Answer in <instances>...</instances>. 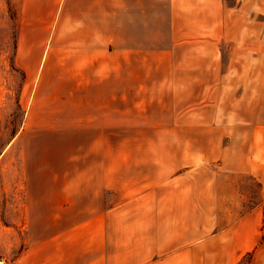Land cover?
<instances>
[{
	"label": "crops",
	"instance_id": "1",
	"mask_svg": "<svg viewBox=\"0 0 264 264\" xmlns=\"http://www.w3.org/2000/svg\"><path fill=\"white\" fill-rule=\"evenodd\" d=\"M7 18L16 24L15 60L25 68L30 113L38 93L31 59L37 36L51 38L54 50L84 52L82 59L68 62L71 76L81 70L83 76L71 81L64 97L77 99L71 113L78 115L77 129L84 132L78 143L90 149L79 156L76 169L68 155L56 164L47 155L39 166L36 132L42 128L32 121L19 124L0 145V257L9 264H53L55 237L92 222L100 223L99 241L106 249L99 257L109 264L129 259L141 264H264V0H0V19ZM198 18H235L238 24L225 26V33L212 27L199 31ZM224 36L237 51L225 65L232 98L244 99L242 84H255L251 124L239 112H232L234 121L221 124L225 147L206 157L219 172L180 171V155L167 166L164 150L156 171L135 175L128 157L119 156L116 140L92 134L102 129L103 108L111 113L123 99L117 76L102 74L97 53L197 50L200 42ZM23 131L30 132L28 145ZM184 161L195 162L190 156ZM229 176L255 180L261 201L248 207H240V201L225 203V211L233 207L235 213L216 220L215 179L225 177V195L230 196ZM43 245L46 251L39 249Z\"/></svg>",
	"mask_w": 264,
	"mask_h": 264
},
{
	"label": "rangeland",
	"instance_id": "2",
	"mask_svg": "<svg viewBox=\"0 0 264 264\" xmlns=\"http://www.w3.org/2000/svg\"><path fill=\"white\" fill-rule=\"evenodd\" d=\"M228 1L233 3L234 0ZM195 21L199 31L213 28L224 33L228 24H238L235 18L229 21L198 18ZM17 38L14 20L0 19V145L9 139L19 124L32 121L42 128L36 132L39 166L45 165L47 155L54 156L55 164L68 155L71 167L76 169L79 156H84L90 148L78 143L84 138V132L77 129L78 115L71 113L76 110L78 101L64 96L66 90L73 87L71 81L81 80L83 76L82 70L71 76L68 62L82 59L84 52L54 50L51 38L37 36V50H32L31 59L35 75L33 87H37L38 93L37 104L33 101L30 113V92L23 88L25 68L15 60ZM232 48L224 36L220 41L200 42L197 50L97 53L103 65L102 74L117 76L116 89L123 99H118V106L111 108V113L110 108H103L102 129L92 134L103 141L116 140L119 156L128 157L135 175L156 171L164 150L167 166L177 163V155H180L183 158L180 171L219 172L216 162H207L206 157L225 147V130L220 128L221 124L235 120L232 112L242 113V120L251 124L254 107L255 84H242L245 98L238 101L232 98L233 84H225V65L230 57L237 55ZM244 53L247 56L248 52ZM240 57H243L242 53ZM126 75L131 79H125ZM262 86L264 90V83ZM110 126L111 130L105 129ZM114 126L118 129L113 130ZM23 133H26V137H22L23 144L28 145L30 132ZM31 134L33 136L34 132ZM184 156L192 157L195 162H185ZM198 181L200 186L201 179ZM226 184L231 190L230 196L225 195V177L215 179L216 220L225 221V213H235L233 207L225 211V203L234 206L240 201V207H248L261 201L259 184L248 176H229ZM100 235V223L94 226L90 222L89 226L76 228L69 235L55 237L53 264H109V260L99 257L106 249L105 243L99 241ZM39 249L46 251L44 245ZM142 261L115 260L112 264H141Z\"/></svg>",
	"mask_w": 264,
	"mask_h": 264
},
{
	"label": "built area",
	"instance_id": "3",
	"mask_svg": "<svg viewBox=\"0 0 264 264\" xmlns=\"http://www.w3.org/2000/svg\"><path fill=\"white\" fill-rule=\"evenodd\" d=\"M0 264H9V261L4 257H0Z\"/></svg>",
	"mask_w": 264,
	"mask_h": 264
}]
</instances>
